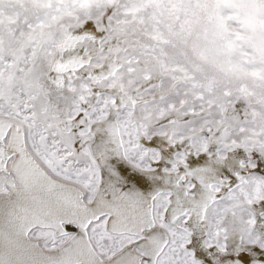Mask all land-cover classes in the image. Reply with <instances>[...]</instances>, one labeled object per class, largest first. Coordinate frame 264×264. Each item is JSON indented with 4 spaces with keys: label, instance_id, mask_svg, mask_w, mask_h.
Listing matches in <instances>:
<instances>
[{
    "label": "snow or ice",
    "instance_id": "snow-or-ice-1",
    "mask_svg": "<svg viewBox=\"0 0 264 264\" xmlns=\"http://www.w3.org/2000/svg\"><path fill=\"white\" fill-rule=\"evenodd\" d=\"M0 264H264V0H0Z\"/></svg>",
    "mask_w": 264,
    "mask_h": 264
}]
</instances>
